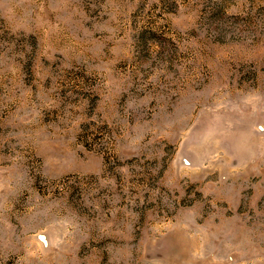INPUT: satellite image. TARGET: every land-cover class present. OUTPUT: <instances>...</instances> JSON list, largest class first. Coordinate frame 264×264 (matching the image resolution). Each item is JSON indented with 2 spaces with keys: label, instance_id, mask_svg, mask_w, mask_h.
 <instances>
[{
  "label": "rangeland",
  "instance_id": "1",
  "mask_svg": "<svg viewBox=\"0 0 264 264\" xmlns=\"http://www.w3.org/2000/svg\"><path fill=\"white\" fill-rule=\"evenodd\" d=\"M0 264H264V0H0Z\"/></svg>",
  "mask_w": 264,
  "mask_h": 264
}]
</instances>
